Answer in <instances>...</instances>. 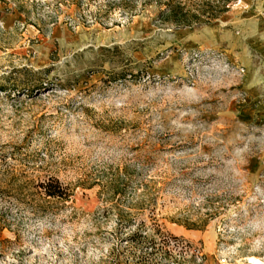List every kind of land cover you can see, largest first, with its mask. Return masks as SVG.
Segmentation results:
<instances>
[{"label": "rangeland", "instance_id": "obj_1", "mask_svg": "<svg viewBox=\"0 0 264 264\" xmlns=\"http://www.w3.org/2000/svg\"><path fill=\"white\" fill-rule=\"evenodd\" d=\"M115 179L164 264H264V0H0V264L123 262Z\"/></svg>", "mask_w": 264, "mask_h": 264}, {"label": "trees", "instance_id": "obj_2", "mask_svg": "<svg viewBox=\"0 0 264 264\" xmlns=\"http://www.w3.org/2000/svg\"><path fill=\"white\" fill-rule=\"evenodd\" d=\"M39 188L43 192V195L49 199H58L61 201H68L71 193L63 187L56 179L48 178L46 181L39 184ZM109 189L112 191V196L108 199L109 204L104 205L101 210V217H106L110 213H114L118 218L119 224H124L127 229L132 230L129 235L124 239L127 247L123 250L128 252V255L122 262L120 260V254L114 257L113 264H164V262L169 263L170 259L173 258L172 253H170L169 246L170 242L175 241L174 237H166L160 233L157 228H149L145 222H136L135 218L124 216L120 211L118 205V199L115 200L114 197L122 192L119 189L118 180L115 179L109 184ZM4 198L1 197V200ZM10 206L0 207V221L3 216L8 213ZM6 226H0V231H2ZM20 240L19 235L14 240V246ZM9 243L7 240H0V254L5 253L9 248L5 247V244ZM21 246V245H20ZM176 247H179L176 245ZM182 248V247H181ZM169 260V261H168ZM175 262V260L170 261Z\"/></svg>", "mask_w": 264, "mask_h": 264}, {"label": "bare ground", "instance_id": "obj_3", "mask_svg": "<svg viewBox=\"0 0 264 264\" xmlns=\"http://www.w3.org/2000/svg\"><path fill=\"white\" fill-rule=\"evenodd\" d=\"M251 262H252L253 264H258L257 259H251Z\"/></svg>", "mask_w": 264, "mask_h": 264}]
</instances>
